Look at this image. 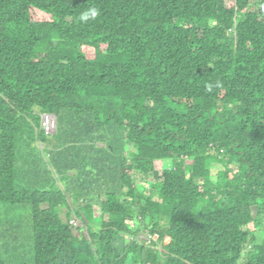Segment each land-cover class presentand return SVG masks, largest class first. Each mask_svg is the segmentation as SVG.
Returning <instances> with one entry per match:
<instances>
[{"label": "trees", "instance_id": "obj_1", "mask_svg": "<svg viewBox=\"0 0 264 264\" xmlns=\"http://www.w3.org/2000/svg\"><path fill=\"white\" fill-rule=\"evenodd\" d=\"M254 228L264 0H0V264H264Z\"/></svg>", "mask_w": 264, "mask_h": 264}, {"label": "rangeland", "instance_id": "obj_2", "mask_svg": "<svg viewBox=\"0 0 264 264\" xmlns=\"http://www.w3.org/2000/svg\"><path fill=\"white\" fill-rule=\"evenodd\" d=\"M31 13H32V17L34 20H39V21H42V20H48L51 18V16H49L48 14H45L43 12H41L40 10L38 9H35V8H32L31 10ZM46 145H41V147H45ZM137 183L138 185L141 187V190H146L148 191L146 188L148 187L149 188V182L146 181L143 177H138L137 179ZM145 191V192H146ZM18 209H16L13 213L10 212V216L9 218L13 219L15 218L16 221H20L22 224H23V232H27L28 231V227H29V222H31V208L30 207H17ZM66 212H67V209H63L62 210V216L64 218H66ZM256 212V211H255ZM75 216V214H74ZM97 227V225L95 226L94 225V228ZM255 233L256 235L258 236V239L261 241L264 237L263 235V231L262 230H259V229H255ZM13 252H9V254H12ZM4 258L9 262L7 256H4Z\"/></svg>", "mask_w": 264, "mask_h": 264}, {"label": "built area", "instance_id": "obj_3", "mask_svg": "<svg viewBox=\"0 0 264 264\" xmlns=\"http://www.w3.org/2000/svg\"><path fill=\"white\" fill-rule=\"evenodd\" d=\"M42 128L45 130L46 134H54L57 130V116L52 113H45L42 115ZM153 238V236H149Z\"/></svg>", "mask_w": 264, "mask_h": 264}, {"label": "clouds", "instance_id": "obj_4", "mask_svg": "<svg viewBox=\"0 0 264 264\" xmlns=\"http://www.w3.org/2000/svg\"><path fill=\"white\" fill-rule=\"evenodd\" d=\"M100 15V10L96 7H89L85 11L80 13L79 19L82 23H86L89 20H96Z\"/></svg>", "mask_w": 264, "mask_h": 264}]
</instances>
